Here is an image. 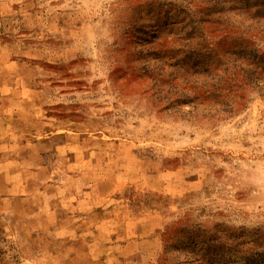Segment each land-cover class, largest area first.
I'll list each match as a JSON object with an SVG mask.
<instances>
[{"label":"rangeland","instance_id":"obj_1","mask_svg":"<svg viewBox=\"0 0 264 264\" xmlns=\"http://www.w3.org/2000/svg\"><path fill=\"white\" fill-rule=\"evenodd\" d=\"M261 5L0 0V264H264V95L204 99Z\"/></svg>","mask_w":264,"mask_h":264},{"label":"trees","instance_id":"obj_2","mask_svg":"<svg viewBox=\"0 0 264 264\" xmlns=\"http://www.w3.org/2000/svg\"><path fill=\"white\" fill-rule=\"evenodd\" d=\"M264 7V0L263 5ZM243 38L237 42L229 55V61L224 66L219 63L209 62L206 66L208 75L219 76V82L210 87L211 93L206 94L204 99L212 100L215 103L222 102V107L230 114L233 113L238 104L246 100L247 93L256 91L264 95V52L255 47V42L250 38ZM231 59V60H230ZM232 68H228L229 63ZM224 67V68H223ZM224 79L225 85L222 86ZM221 106V105H220Z\"/></svg>","mask_w":264,"mask_h":264}]
</instances>
